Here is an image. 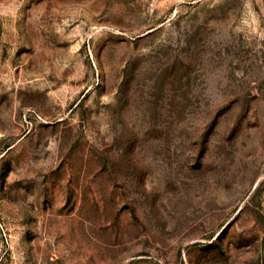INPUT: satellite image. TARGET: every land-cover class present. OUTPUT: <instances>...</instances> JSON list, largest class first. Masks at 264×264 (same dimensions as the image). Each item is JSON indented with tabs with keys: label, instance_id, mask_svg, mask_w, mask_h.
Here are the masks:
<instances>
[{
	"label": "rangeland",
	"instance_id": "obj_1",
	"mask_svg": "<svg viewBox=\"0 0 264 264\" xmlns=\"http://www.w3.org/2000/svg\"><path fill=\"white\" fill-rule=\"evenodd\" d=\"M0 264H264V0H0Z\"/></svg>",
	"mask_w": 264,
	"mask_h": 264
}]
</instances>
